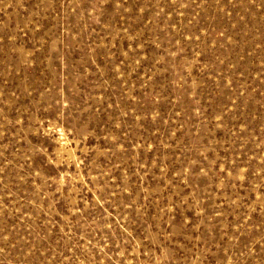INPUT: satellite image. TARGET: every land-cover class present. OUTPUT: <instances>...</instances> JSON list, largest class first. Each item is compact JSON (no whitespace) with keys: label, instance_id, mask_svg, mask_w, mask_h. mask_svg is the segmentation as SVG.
Segmentation results:
<instances>
[{"label":"rangeland","instance_id":"obj_1","mask_svg":"<svg viewBox=\"0 0 264 264\" xmlns=\"http://www.w3.org/2000/svg\"><path fill=\"white\" fill-rule=\"evenodd\" d=\"M0 264H264V0H0Z\"/></svg>","mask_w":264,"mask_h":264}]
</instances>
